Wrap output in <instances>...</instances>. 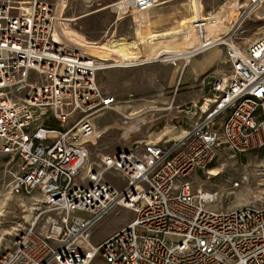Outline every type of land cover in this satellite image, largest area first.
Segmentation results:
<instances>
[{"label":"built area","instance_id":"obj_1","mask_svg":"<svg viewBox=\"0 0 264 264\" xmlns=\"http://www.w3.org/2000/svg\"><path fill=\"white\" fill-rule=\"evenodd\" d=\"M159 3L116 0L112 8L131 16ZM263 6L247 0L244 20ZM66 8V0H0V157L15 163L12 195L39 196L0 264H264V200L214 211L216 194L191 181L209 174L220 147L264 150V33L245 47L227 45L228 73L207 83L201 116L182 137L102 155L92 169L90 146L102 134L94 118L116 99L96 79L106 61L64 37L79 18ZM114 207L134 218L93 244L92 229Z\"/></svg>","mask_w":264,"mask_h":264},{"label":"rangeland","instance_id":"obj_2","mask_svg":"<svg viewBox=\"0 0 264 264\" xmlns=\"http://www.w3.org/2000/svg\"><path fill=\"white\" fill-rule=\"evenodd\" d=\"M160 1L162 5L151 12L139 14L142 24L140 36L143 39L140 58L108 60L104 65L110 67L97 73L99 86L115 97L116 104L114 109L94 118L102 134L90 146L87 165L92 169L98 166L104 154L133 149L139 142L163 145L181 137L201 116L199 108L207 96V83L228 73L229 67L225 64L227 45L245 47L264 33V6L244 20V4L247 0H200L203 16L222 11L221 37L224 39V35L231 34V38L226 44L212 46L192 57L191 60H208L212 65L203 74L190 75L187 73L188 65L185 64L187 57L175 59L174 62L165 61L164 56L156 58L158 51L166 50L163 47L166 37H158L155 41L145 39L150 34L160 35L165 30L176 28L178 22L192 16L190 0ZM66 2V17L87 15L69 26L71 37L90 45L111 39H137L134 13L131 16L117 15L116 7L112 8L116 0H92L91 4H87L86 0ZM213 39L211 32L202 31L191 37L190 45L197 51L213 44ZM126 64L133 65L125 67ZM105 127L107 131L103 132ZM263 168L264 150L239 155L220 147L214 164L208 170L216 169L217 175L196 172L191 181L195 188L216 194L215 203L211 206L214 211L226 212L245 206H260L264 200ZM14 169L15 163L0 157V254L11 247L14 230L30 220L31 204L39 199V196L25 199L11 194V173ZM86 171L87 167L83 172ZM115 174L111 171L107 178L122 188L124 183L117 180ZM243 175H248L246 183L240 182ZM235 182L237 186H234ZM133 218L132 211L114 207L92 229L91 242L97 244L105 240L124 228ZM169 239L178 241L177 238Z\"/></svg>","mask_w":264,"mask_h":264},{"label":"bare ground","instance_id":"obj_3","mask_svg":"<svg viewBox=\"0 0 264 264\" xmlns=\"http://www.w3.org/2000/svg\"><path fill=\"white\" fill-rule=\"evenodd\" d=\"M92 0H86L87 4H91ZM202 1V0H201ZM165 4V3H163ZM190 8L192 16L178 22L177 27L169 30H165L164 33L158 34H150L147 38L148 41H155L158 37H166V41L163 43V47L166 49L165 51H158L156 53V58L164 56L165 61H173L175 59H180L189 56L191 52L194 50L191 48L190 40L191 37L198 34L202 31L211 32V35L214 37L213 44L208 46L211 48L215 45L226 44L227 41H230V35H224V39H222L220 31L222 29V21H223V13L222 11H217L214 13H209L208 15H202L203 6L200 0H190ZM27 5V4H26ZM162 5L161 1L159 5ZM104 9V8H102ZM205 11V10H204ZM244 13V12H243ZM235 13H233L234 15ZM199 21H204V25L196 24ZM134 29L135 34L137 35L136 40H126L124 38L121 39H111L105 43H98L96 45H90L83 41H80L74 37L69 35L70 28L63 29L62 33L64 37L75 44L77 48L83 50L87 54L95 56L99 58L100 61H123V60H136L140 58L142 54L141 44L143 39L141 38V29L142 24L139 17V14L134 13ZM110 36V35H109ZM144 40V41H146ZM160 47V48H163ZM203 46L200 52L204 51ZM208 48V49H209ZM199 49V50H200ZM133 65V64H126ZM102 66V70L108 68V66L104 67V62L100 64ZM110 67V66H109ZM210 176L217 175L216 169H212L209 171Z\"/></svg>","mask_w":264,"mask_h":264},{"label":"crops","instance_id":"obj_4","mask_svg":"<svg viewBox=\"0 0 264 264\" xmlns=\"http://www.w3.org/2000/svg\"><path fill=\"white\" fill-rule=\"evenodd\" d=\"M87 15H84V16H80L78 19L76 20H79L83 17H85ZM225 64H226V61H225ZM188 66L187 67V73L190 74V75H197V74H203L205 73L206 71H208L209 69H211V62H209L208 60H201V59H193V60H190V62L187 64ZM195 77V76H194ZM209 83V82H208ZM187 131V130H186ZM186 131L184 132V134L186 133ZM183 134V135H184ZM182 135V136H183ZM181 136V137H182ZM180 138V137H179ZM165 143V142H164ZM106 155V154H104Z\"/></svg>","mask_w":264,"mask_h":264},{"label":"water","instance_id":"obj_5","mask_svg":"<svg viewBox=\"0 0 264 264\" xmlns=\"http://www.w3.org/2000/svg\"><path fill=\"white\" fill-rule=\"evenodd\" d=\"M118 152H119V150H118Z\"/></svg>","mask_w":264,"mask_h":264},{"label":"trees","instance_id":"obj_6","mask_svg":"<svg viewBox=\"0 0 264 264\" xmlns=\"http://www.w3.org/2000/svg\"><path fill=\"white\" fill-rule=\"evenodd\" d=\"M211 167V166H210Z\"/></svg>","mask_w":264,"mask_h":264}]
</instances>
